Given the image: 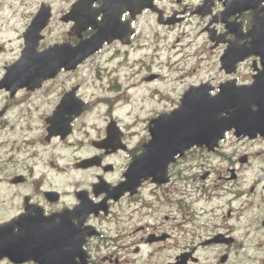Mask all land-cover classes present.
I'll list each match as a JSON object with an SVG mask.
<instances>
[{
	"label": "clouds",
	"instance_id": "obj_1",
	"mask_svg": "<svg viewBox=\"0 0 264 264\" xmlns=\"http://www.w3.org/2000/svg\"><path fill=\"white\" fill-rule=\"evenodd\" d=\"M81 3L0 0V230L11 227L6 239L21 235L23 217L42 215L61 225L86 199L88 210L70 217L79 230L75 243L62 249L72 264H264V133L226 127L211 145L192 142L172 151L162 177L134 176L153 146L154 121L172 118L194 94L215 99L222 86L257 85L264 55L246 54L228 65L225 59L233 44L253 47L250 33L257 14L264 18V0H250L253 7L226 20L235 0L120 3L123 35L101 39L67 64L54 61L36 82L10 84L30 58L55 55L65 45L75 50L99 35L91 24L74 32L78 21L71 14ZM206 6L209 11H198ZM114 7L111 0H90L100 24ZM230 24L239 25L240 36ZM68 105L76 107L67 111ZM250 108L260 111L257 103ZM235 112L229 108L220 119ZM110 126L117 140L105 144ZM213 236L220 239L202 245ZM42 259L0 254V264Z\"/></svg>",
	"mask_w": 264,
	"mask_h": 264
},
{
	"label": "water",
	"instance_id": "obj_2",
	"mask_svg": "<svg viewBox=\"0 0 264 264\" xmlns=\"http://www.w3.org/2000/svg\"><path fill=\"white\" fill-rule=\"evenodd\" d=\"M95 27L100 29L99 35L95 38H93L90 41V44H82L78 49H71L67 54H62L61 51H59V49H57L55 55H46L44 57H34V58H30V63L29 64H22L21 66H23V69H18L15 70V74H23V78H25L28 74L29 75H38L39 77H32L31 79H29L28 81H26V83H33L38 81V79L40 78V76L45 75L52 67L53 62L56 60H59L61 63L67 64L70 61H73L78 54H86L89 51H91L92 49H94L96 47V45L99 43V41L101 39L104 38H110V34H113V32L109 31L110 27L108 26V24H100V23H94ZM115 36H117L116 34H114ZM114 37V36H112ZM33 40V37L30 36L29 37V41L30 44ZM263 43L259 42L258 44L256 43L255 49L261 47ZM32 64H37L39 65V67L36 69L35 72L31 71V66ZM262 80V79H261ZM259 84V81L257 83V85ZM259 88L264 92V87H262V85L259 86ZM252 96V92L250 91H245V88H241V89H235V88H230L228 90H225L223 92L222 95H220V97L218 98L219 103H221V107L224 109V102H232V101H237L238 104H244L245 107H247L248 103H249V99ZM261 100L264 102V94L261 97ZM243 105V107H244ZM76 106L75 105H68V107L66 108L67 111H73L74 108ZM243 109H240V112H235L231 117L232 120L236 123H240L242 121V113H243ZM202 109L199 108L198 111H201ZM264 111V109L262 110ZM262 113V112H261ZM257 116V115H255ZM208 122H212V120L209 118ZM215 122H223V120L221 119H217L215 118L214 123ZM192 123V122H191ZM63 120H58L56 122V126L58 129H63ZM226 125H229L228 122H226ZM242 125V123H241ZM224 129V128H222ZM192 142H199L200 139L203 140L204 138V132L201 128H197L196 131H193L192 133ZM176 134L175 132L172 130L171 131V152L174 151L175 149H177L175 146L177 145V141H176ZM189 138V137H188ZM7 229V228H6ZM10 235V232H8L7 230H0V254H9L12 255L11 250H9L8 247H5L7 245H9L11 243L12 240H7L6 237ZM24 239H28V236L26 235L25 238H16V242H20Z\"/></svg>",
	"mask_w": 264,
	"mask_h": 264
},
{
	"label": "flooded vegetation",
	"instance_id": "obj_3",
	"mask_svg": "<svg viewBox=\"0 0 264 264\" xmlns=\"http://www.w3.org/2000/svg\"><path fill=\"white\" fill-rule=\"evenodd\" d=\"M228 27L231 28L230 25H228ZM235 27L239 31V25H234L232 27V29L235 30ZM214 37H215V33H213V35H212V38H214ZM73 40L75 41V40H77V38H73ZM213 47H215V45ZM252 59H253V63H255L256 57H252ZM225 74L229 75L227 73H225ZM252 103H257V104L260 105V107H262L264 109V102L259 97L258 98L257 97L253 98L252 99ZM242 128H243L244 132L252 133L253 135H254L255 131H260L261 133H264V113H263V115L258 116V118L251 120V122L249 124V129H246L244 126H242ZM244 159H246V158H241L242 162H243ZM155 173H160L161 177H162L163 176V169L162 168L156 169ZM143 174H144V170L140 171V175H143ZM99 190L100 189L97 190L98 194H99ZM254 190H255V185H253V187L251 189H249L250 192H253ZM49 202L52 203L51 201H49ZM89 207H90V205H89L88 201L85 199L84 208L78 209L77 212L74 213V214H66L65 217L62 218L63 219V223L61 225H56V227L58 229V239H59L60 245L63 248H64L65 244H67L69 242H74L73 238L76 235V233L79 231L78 229L73 228V226L71 224V219H70L71 215H82L84 212H86L88 210ZM229 215H231V210H229ZM54 220H55V218H53L52 220H48L49 222H46V224H44L42 226V229L43 230H47L49 228V225L47 223L54 224ZM43 223H44V221H43ZM220 235H222V233ZM151 239H154V238L150 237V240ZM217 239H220V238L219 237L217 238V236H213V237L210 238V240L202 241V245L203 246H208V245H210V243L212 241H217ZM225 239L226 240H231L232 238L231 237H226ZM157 242H161L162 243L163 241L158 240ZM76 247L78 249V243L76 244ZM63 253H65V252H63ZM66 254H68V257L71 259L72 254L71 253H66ZM77 254L81 255V256L84 255L82 252H79V251L77 252ZM222 261H223V258L221 257V262Z\"/></svg>",
	"mask_w": 264,
	"mask_h": 264
}]
</instances>
